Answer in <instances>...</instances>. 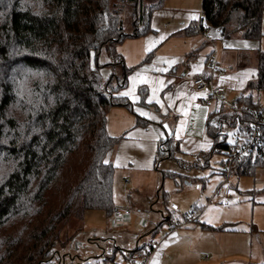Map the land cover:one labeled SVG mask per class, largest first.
Returning a JSON list of instances; mask_svg holds the SVG:
<instances>
[{"label":"trees","instance_id":"16d2710c","mask_svg":"<svg viewBox=\"0 0 264 264\" xmlns=\"http://www.w3.org/2000/svg\"><path fill=\"white\" fill-rule=\"evenodd\" d=\"M162 1L145 7L141 0H0V264H49L73 217L82 219L88 210L112 216L115 168L107 156L118 139L107 131V114L113 106H129L118 92L132 71L117 47L150 31L151 13ZM201 1L199 23L182 35L203 32L207 24L225 39L263 36L264 0ZM126 4L132 6L131 34L120 17ZM103 51L110 61H100ZM115 65L122 67L121 77ZM104 67L111 68L107 79L100 73ZM249 87L264 89L262 51ZM262 112L250 93L239 95L233 108L221 105L209 113L211 147L201 154L203 165L193 166H208L213 154L225 158L240 147ZM224 126L233 129L231 142ZM258 129L264 151V120ZM164 155L159 150L157 161ZM258 166H264V155L253 150L223 170L252 176ZM190 211L196 214L194 206ZM166 215L169 220L172 212ZM152 247H136L129 257H148Z\"/></svg>","mask_w":264,"mask_h":264},{"label":"crops","instance_id":"0c3cea01","mask_svg":"<svg viewBox=\"0 0 264 264\" xmlns=\"http://www.w3.org/2000/svg\"><path fill=\"white\" fill-rule=\"evenodd\" d=\"M201 5V0H175L167 5L162 2L151 13L150 31L142 37L127 38L120 48L117 47L124 65L132 68V71L127 75L126 85L118 92V96L126 99L129 106H113L107 114V131L118 139L109 158L115 168L113 188L118 169L125 171L118 177L119 187L132 186L137 189L140 188L139 184L153 180L157 201L160 200L157 212L161 220L152 235L160 238L155 245L148 242L153 247L147 264H205L210 261L209 257L212 258V264H223L226 258L222 247L225 243L230 245V241L233 254L246 259L240 260L241 264H261L264 262H256L253 256L257 247L264 244V201L250 199L252 204L248 208L245 206L246 201L243 204L240 202L236 211H231L234 218L229 219L224 215L226 208L220 203L221 183L215 188H208L209 180L218 172L205 174L207 169H211L209 162L208 166H193L203 165L199 156L211 147L205 122L209 113L222 104L216 102L217 106L212 111L206 108L209 105L204 103L208 99L207 93L193 92L191 82L195 78H210L207 60L214 56L223 71L221 76L214 78V82L225 89L224 103L250 93L258 99L260 91L252 89L249 84L256 79L257 52H264V12L261 17L263 36L259 40H243L238 34L225 39L219 29L207 24H204L203 32L182 35L181 32L190 23H199ZM193 16L197 18L193 19ZM151 52V58L143 62ZM100 73L103 79H107L111 68L104 67ZM133 77L136 78L135 82ZM125 92H132V95L125 96ZM138 119L143 123L138 122ZM169 138L175 144L171 156L169 149H164ZM159 150L162 154L165 152L164 159L175 160L184 169H196L199 175L188 177L172 170L158 169L156 162ZM183 157L195 158L196 162L184 163ZM126 168L131 172L128 173ZM219 171L225 176L224 179H228L223 169ZM165 173L173 174V177ZM177 177L183 180L182 183L177 182ZM168 179L170 184L164 189ZM162 182V187L158 188ZM114 199L113 196V202ZM165 199L172 212L169 220L167 215L163 218L167 213L164 210ZM130 205L128 196L122 205L114 202V206L129 210L128 215L119 220L120 225L125 226L130 221ZM193 206L196 212L192 217L194 221H180L181 215L189 212ZM140 224L145 226L144 222ZM237 224H240V229H236ZM226 225L228 229H212ZM162 229H165V233ZM131 251L123 255L126 254L128 262L133 264L135 261L129 257ZM53 260L58 261L57 264H64L59 252L55 253Z\"/></svg>","mask_w":264,"mask_h":264},{"label":"rangeland","instance_id":"374dc122","mask_svg":"<svg viewBox=\"0 0 264 264\" xmlns=\"http://www.w3.org/2000/svg\"><path fill=\"white\" fill-rule=\"evenodd\" d=\"M141 1L145 7H149L153 6L159 0ZM174 1L175 0H163L162 2L167 5ZM132 2L133 1H129V4H131ZM131 5L126 4L125 7L121 9L120 14L124 31L127 34L132 33ZM121 46L122 45H119L118 48H120ZM100 61L103 63L110 61L104 51L100 56ZM114 73L117 75V77H121L123 74L122 67L120 65H115ZM257 97L260 101V104L264 106V92L262 90H260ZM204 103H209L210 106L207 104L208 106H206V108L211 111L217 106L216 102L212 100H208ZM223 131L228 134L227 141L231 142L233 129L224 126ZM169 140L171 139L169 138ZM164 145V149L168 150L175 144L171 140L170 146H168V144L166 145V143ZM111 151L107 156V161H109ZM163 157L164 156H161L156 162L158 169L170 171L172 170L188 177L199 175L196 169L188 167L185 169L181 168L180 164L177 161L166 159V157L164 159ZM199 159H201L200 156ZM224 159L225 158L222 155L213 154L209 158L211 169H207L205 174H209L210 171L219 173V175L218 173L216 174L218 176L215 175L212 180H209L210 185L208 186V188H215L221 183L222 187L219 192L221 194L220 203L224 208H226L224 215L229 219L230 217L231 219H233L234 213L231 214V211L234 210L238 205L240 206V202H242L243 204V202L246 201L245 206L247 205L246 208H248L252 204L250 199L254 200L255 202L264 201V192H262L264 191V166H258L252 176L238 177L237 175L228 172V179H224L225 176L221 173V171H219V169H223L220 165V162ZM182 160L184 163L186 161H192V163L196 162L195 158L183 157ZM203 161L205 160L201 159V163ZM127 172L130 173L131 170H127ZM123 173H125L124 169H118L116 172L113 196L115 198L114 202L120 205H122L123 201L126 200L128 196L131 203L130 221L126 223L125 226L120 225L119 223L115 222L113 216H106L105 212L102 210L84 211L82 219L73 217L62 230L59 238L60 240L55 248V253L59 252L61 254V258L63 257L64 264H131V262H128V259H126V254L123 255V253L131 251L135 247L142 246L146 242H150L152 243V245H155L158 242L160 236L152 235V231H154L156 224L161 220V215L159 212H157L159 211L157 210V207L160 206V200L157 201V190L154 191L153 189V180H148L144 184H139L138 187L140 188L137 189L133 188L132 186L123 188V186H118V177H120V175H122ZM177 179L178 183H182L183 180L180 177H177ZM169 182V179L165 181V186H163L164 189H166L168 184H170ZM162 185L163 182L159 184L158 188L162 187ZM235 187H237L238 190H236ZM255 189L258 191H256ZM239 192H243L244 194H240ZM228 209L229 213L227 214ZM165 211H171L170 206H168V210ZM164 217L166 218V214H164L163 218ZM181 219L182 215L180 217V221H182ZM141 222H144L145 226H142V224H140ZM228 225L224 226L223 230L225 228L228 229ZM238 225L240 224L235 225L237 226L236 229H240V226ZM165 229H162L163 233H165ZM236 243L238 245V241ZM263 247L264 244H262V246L260 247H257L254 252L253 257L256 262H264V252L261 251ZM119 249H121L122 251ZM222 250L225 252L224 258H226V261L223 264H241L240 260H246L242 256L233 254L234 249L232 247L231 241L230 245L228 243H225L222 247ZM53 256H55V254ZM150 258L151 255L147 259L148 262L150 261ZM209 258L210 261L205 262V264H212V258ZM133 260L135 261L133 264H137L139 258L136 257ZM50 262H52V264H57L58 261L53 260Z\"/></svg>","mask_w":264,"mask_h":264},{"label":"built area","instance_id":"2783aa9c","mask_svg":"<svg viewBox=\"0 0 264 264\" xmlns=\"http://www.w3.org/2000/svg\"><path fill=\"white\" fill-rule=\"evenodd\" d=\"M207 67L210 72V78L203 79V78H195L191 82V90L193 92L198 93H207L208 100L215 101L219 104L225 105L229 108H233L235 106V99L230 101L229 103H224L223 101V93L225 91L224 87L218 86L214 82V78L216 76H221L223 71L218 67L217 61L214 56H211L207 60ZM207 100V101H208ZM260 120H264V109L261 115H254V124H253V132L243 143L240 147L236 150L232 151L228 156L225 157L222 168L225 170H229L231 164L234 161L244 160L245 157L254 151L260 152V154L264 155V151H260L261 141L259 138V129L258 124ZM129 210L120 209L119 207H113L112 209V216L115 219V222L119 223V220L122 219L124 216L128 215ZM195 214L193 212H187L182 214V221H194L192 218ZM137 264H147V257H139Z\"/></svg>","mask_w":264,"mask_h":264},{"label":"snow or ice","instance_id":"6c2138e0","mask_svg":"<svg viewBox=\"0 0 264 264\" xmlns=\"http://www.w3.org/2000/svg\"><path fill=\"white\" fill-rule=\"evenodd\" d=\"M192 18H193V19H196L197 17L193 16ZM226 46H227V45H226ZM132 79H133V81L135 82V79H136V78L133 77ZM123 95H125V96H130V95H132V92H125V93H123ZM157 102H159V101H157Z\"/></svg>","mask_w":264,"mask_h":264}]
</instances>
